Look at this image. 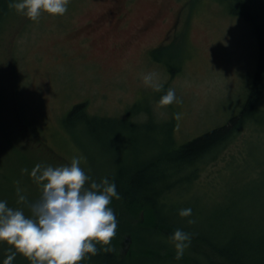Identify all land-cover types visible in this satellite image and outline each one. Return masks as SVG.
<instances>
[{
  "label": "rangeland",
  "instance_id": "rangeland-1",
  "mask_svg": "<svg viewBox=\"0 0 264 264\" xmlns=\"http://www.w3.org/2000/svg\"><path fill=\"white\" fill-rule=\"evenodd\" d=\"M29 20L14 14L0 36L1 172L3 165L4 172H10L15 150L27 158L39 157L35 166L53 167L70 165L75 152L86 160L81 163L85 173L102 180L113 163L135 162V152L147 145L141 127L149 125L151 131L178 113L174 139L182 144L224 124L238 112L255 68L257 45L251 24L228 13L219 0H69L64 15L43 13L27 25ZM168 46H172L170 60L183 54L180 67L173 71L151 58V51ZM148 73L156 74L161 91L144 84ZM169 88L179 102L161 108L158 102ZM80 103H86L88 114L107 120L110 126L95 125L97 135L80 121L68 125L67 113ZM135 105L139 111L131 116L128 112ZM259 137L264 141V135L246 127L207 164L196 182L198 196L222 204L226 196L247 195L228 173L242 165L241 170L247 167L245 178L257 177L261 168L254 158L263 152L251 155V165L244 160L247 142ZM149 151L143 156H150ZM22 169L26 168L20 169L13 186L35 201L40 186L31 172ZM253 189L255 195L246 197L245 205L249 212L263 211L264 200L256 196L264 197V183L247 187ZM9 200V207L22 208L18 196ZM4 245H0V264L9 253L3 251L11 247ZM130 250L143 253L127 238L122 252L128 255ZM13 264L30 261L17 254Z\"/></svg>",
  "mask_w": 264,
  "mask_h": 264
},
{
  "label": "trees",
  "instance_id": "trees-1",
  "mask_svg": "<svg viewBox=\"0 0 264 264\" xmlns=\"http://www.w3.org/2000/svg\"><path fill=\"white\" fill-rule=\"evenodd\" d=\"M219 1L225 5L228 13L240 16L251 24L257 45L255 68L250 73L249 87L242 97L238 112L232 114L224 124L182 144L174 139L176 119L160 121L151 131H148L149 125L141 127V130H145L143 134L146 135L147 145L135 152V162L120 160L113 163L108 175L102 177L115 183L121 197L119 200L113 198L110 204L118 222L116 236L110 245L97 244V254H89L80 264H264V210L249 212L244 201L246 197L255 195V189L247 190L248 186H263L264 183L263 139L252 138L245 147L248 150L244 162L248 165L253 164L251 155L254 156L255 151L263 152L254 158L261 168L256 178L253 179V175L245 178L248 175L247 167L243 170L240 169L242 165L231 167V170L229 167L228 174L236 178L234 184L237 183L247 195L226 196L224 203L220 204L198 196L200 193L195 189L205 166L231 146L246 127H250L254 134L264 135V0ZM9 3L10 0H0V36L7 28L9 18L17 13L9 8ZM30 22L32 20L27 25ZM172 46L151 51V58L165 64L170 71H173V67H180L183 57L179 52L173 55L174 60H170L168 55ZM136 109L137 105L128 114L134 116ZM76 120L82 122L91 133L96 132L95 125L99 123L104 128H107L105 124L110 126L107 120H97L96 116L88 114L86 103L75 105L67 113L68 125ZM123 130H129V127ZM150 148L156 153L151 155ZM146 150L149 151L146 152L150 155L148 157L143 156ZM17 151L13 161L11 159L12 167L8 165L10 172H4L7 171L6 165L2 166L3 172L0 171V200L8 203L11 196H18L13 183L20 169L26 168L31 172L39 160V157L27 158ZM49 151L50 154L54 153L51 149ZM19 154L20 160L15 161ZM73 155L80 157L75 152ZM87 175L96 182L101 181L96 176ZM20 194L30 199V195ZM256 198L258 201L264 200L263 196H260V200L258 196ZM187 208L192 210V215L181 217L180 210ZM189 220L195 223L190 224ZM177 229L191 235L190 245L179 260L176 259V251L170 240ZM127 238L132 242V247L134 244L142 247L143 253L130 250L128 255H124L122 245ZM107 248L114 250L109 251ZM8 250L10 247L3 254Z\"/></svg>",
  "mask_w": 264,
  "mask_h": 264
},
{
  "label": "clouds",
  "instance_id": "clouds-1",
  "mask_svg": "<svg viewBox=\"0 0 264 264\" xmlns=\"http://www.w3.org/2000/svg\"><path fill=\"white\" fill-rule=\"evenodd\" d=\"M68 4L69 0H10L9 8L37 21L43 13L64 15ZM143 82L157 92L163 89L155 73L145 74ZM174 102L179 101L174 89L169 88L158 106L163 108ZM174 118L179 120L180 114ZM82 161L86 163L83 157H73L70 165L37 164L30 175L40 186L39 198L30 201L17 189V203L28 209L27 215L24 208L9 207L6 201H0V242L11 246L3 264H13L17 254L30 264H80L89 254H97V244H111L118 222L110 204L113 198L121 197L109 179L92 180L81 167ZM179 215L190 217L192 210L181 209ZM170 240L176 259H181L190 245L191 235L177 229Z\"/></svg>",
  "mask_w": 264,
  "mask_h": 264
}]
</instances>
